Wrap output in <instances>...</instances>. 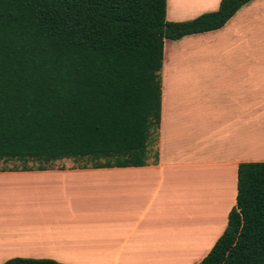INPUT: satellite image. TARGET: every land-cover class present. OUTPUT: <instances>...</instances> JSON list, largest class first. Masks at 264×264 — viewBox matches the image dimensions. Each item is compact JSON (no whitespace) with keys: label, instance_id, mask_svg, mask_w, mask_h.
Here are the masks:
<instances>
[{"label":"crops","instance_id":"obj_1","mask_svg":"<svg viewBox=\"0 0 264 264\" xmlns=\"http://www.w3.org/2000/svg\"><path fill=\"white\" fill-rule=\"evenodd\" d=\"M218 1L165 0L164 19ZM165 40L146 164L0 168V263L196 264L209 251L234 203L237 164L264 162V0L219 28Z\"/></svg>","mask_w":264,"mask_h":264},{"label":"trees","instance_id":"obj_2","mask_svg":"<svg viewBox=\"0 0 264 264\" xmlns=\"http://www.w3.org/2000/svg\"><path fill=\"white\" fill-rule=\"evenodd\" d=\"M248 1L219 0L173 22L165 0H0V162L22 163L2 170H43L61 159L145 165L162 40L219 28ZM196 264H264V162L237 164L224 228Z\"/></svg>","mask_w":264,"mask_h":264},{"label":"rangeland","instance_id":"obj_3","mask_svg":"<svg viewBox=\"0 0 264 264\" xmlns=\"http://www.w3.org/2000/svg\"><path fill=\"white\" fill-rule=\"evenodd\" d=\"M180 1V4L178 6H180V8L184 7V6H187L189 5L190 3H193V2H196L197 0H179ZM166 20V19H165ZM166 21H169V20H166ZM165 42L167 44H170V43H175V41H171V40H165ZM74 162L73 165H77V166H84V165H92V162H90L89 160L87 159H75V160H72ZM25 166H29V167H34L36 164L35 162H32V161H26L25 163ZM22 165L21 162L19 161H16V160H11V161H7V162H0V168L1 167H6V168H19L20 166ZM31 182L29 181L28 183L26 182L25 183V195L26 196H32V189H27L28 185H31L30 184Z\"/></svg>","mask_w":264,"mask_h":264}]
</instances>
